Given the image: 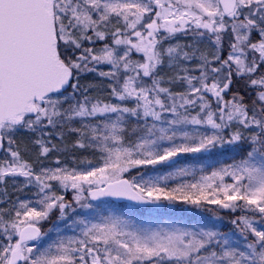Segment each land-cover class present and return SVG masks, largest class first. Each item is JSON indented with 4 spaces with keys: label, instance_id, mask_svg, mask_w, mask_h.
Returning a JSON list of instances; mask_svg holds the SVG:
<instances>
[{
    "label": "snow or ice",
    "instance_id": "1",
    "mask_svg": "<svg viewBox=\"0 0 264 264\" xmlns=\"http://www.w3.org/2000/svg\"><path fill=\"white\" fill-rule=\"evenodd\" d=\"M0 264H264V0H0Z\"/></svg>",
    "mask_w": 264,
    "mask_h": 264
},
{
    "label": "trees",
    "instance_id": "2",
    "mask_svg": "<svg viewBox=\"0 0 264 264\" xmlns=\"http://www.w3.org/2000/svg\"><path fill=\"white\" fill-rule=\"evenodd\" d=\"M182 206H177V210H176V212H178V213H174V212H170V213H172L171 215H179L180 214V212H179V209L181 208ZM169 210L167 209V208H165V209H163V210H161V215H165L167 212H168ZM169 214V213H168ZM200 215H202V216H209L210 214H207V213H199ZM170 215V214H169ZM193 218H196V217H193ZM224 230H227L228 229V225L227 224H225L224 226Z\"/></svg>",
    "mask_w": 264,
    "mask_h": 264
},
{
    "label": "rangeland",
    "instance_id": "3",
    "mask_svg": "<svg viewBox=\"0 0 264 264\" xmlns=\"http://www.w3.org/2000/svg\"><path fill=\"white\" fill-rule=\"evenodd\" d=\"M176 212V211H175ZM168 213H170L169 211L166 213V214H168ZM176 213H178V212H176ZM169 215V214H168ZM197 216H202V215H200L199 213L197 214Z\"/></svg>",
    "mask_w": 264,
    "mask_h": 264
}]
</instances>
